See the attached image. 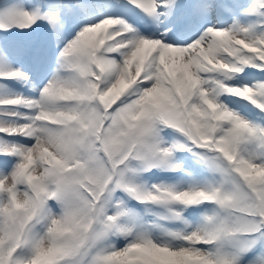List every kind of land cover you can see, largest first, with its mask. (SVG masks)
<instances>
[{"label":"snow or ice","instance_id":"6c2138e0","mask_svg":"<svg viewBox=\"0 0 264 264\" xmlns=\"http://www.w3.org/2000/svg\"><path fill=\"white\" fill-rule=\"evenodd\" d=\"M0 264H264V0H0Z\"/></svg>","mask_w":264,"mask_h":264}]
</instances>
